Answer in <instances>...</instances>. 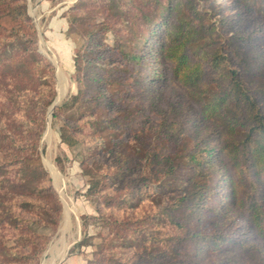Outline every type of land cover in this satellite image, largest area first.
Masks as SVG:
<instances>
[{
    "label": "rangeland",
    "instance_id": "rangeland-1",
    "mask_svg": "<svg viewBox=\"0 0 264 264\" xmlns=\"http://www.w3.org/2000/svg\"><path fill=\"white\" fill-rule=\"evenodd\" d=\"M156 1L27 0L28 14L38 33V50L55 67V106L62 105L76 93L73 52L78 47L82 51L85 43L84 30L74 22L72 8L86 2L87 9L79 10H83L80 15L87 29L100 33V23L105 20L110 28H103L107 31L103 37L104 43L112 48L116 38H119L124 49L130 50L141 43L140 36L147 32L148 27L142 17L145 16L151 24L157 23L159 9ZM182 1L185 3L182 18L192 20L194 27L200 30L199 36L194 34L187 37L190 41L186 42L184 49L189 50L192 58H202L210 51L221 52L228 58L229 69L239 71L242 82L264 113V0ZM61 18L67 23L62 24L63 27L58 24ZM50 21L52 23L49 24ZM132 29H138L140 36L134 34ZM155 38L144 44H150ZM61 40L68 43V48L59 45ZM106 60L110 67L118 64L119 68L121 65L119 77L131 74L137 86L133 88L134 98L119 106L120 124L117 130L111 132V136L105 132V140L101 138L95 143L99 146V152H96L95 146L89 150L83 144L68 147L60 143L58 127L63 119L68 116L75 119L79 115L66 110L57 121L52 122V113L50 121H47L51 106L48 108L39 152L42 165L61 203L62 215L56 230L39 231L48 236L39 264H86L103 254L127 264H264V237L250 232L248 223L239 215L232 214L224 222L219 219L218 215L224 208L220 195L215 192L217 196H205L202 202L204 207L197 208L194 215H190L189 209L196 202L180 200L190 192L191 181L198 171L193 163L188 162V153L203 147L202 138L206 135L212 145L215 133L221 126L199 123L201 129L194 127L197 102L191 96L192 91L170 74L169 61L154 64L156 70H150V77L145 80L141 68L122 64L120 54L119 63L115 54H106ZM202 64L204 78L217 84L218 80L212 78L215 75L204 58ZM59 88H62L61 96ZM166 124L171 125V131L178 134L177 138L166 137L165 128L162 127ZM48 129L49 137L45 139ZM108 146L112 147L111 151H108ZM148 148L171 160V174L163 176L162 169L166 166L159 168L151 164L144 168ZM90 151L94 156L91 160L86 159ZM97 157L100 158L96 164ZM57 159L60 165H57ZM46 161L50 162L59 178L53 177ZM103 166H119V192H122L119 202L123 204L119 207V214L114 212L110 217L118 218L119 231L125 233L124 229H131L132 225L136 227V222H132L140 215L145 223L140 221L139 230L149 239L146 250L132 247L133 239L130 236L129 239L115 237L117 230L107 227L98 214L93 198L86 195L91 176L85 171L94 175L97 168ZM228 169L235 181L237 196L246 197L248 182L245 174L238 167H233L230 159ZM140 173L148 177V185L137 193L132 188L142 184ZM153 174L159 179L150 180ZM218 192L222 193L220 187ZM65 211L68 214L66 227ZM212 212H216V217ZM191 233L207 237H213L215 233L233 242L247 241L251 247L237 249V246H222L219 251H213L211 244L206 247L197 242ZM3 235L9 245L16 239L15 231L9 227L4 228ZM83 239L88 243L78 246ZM254 243L259 250L252 248ZM174 249L178 252L173 254Z\"/></svg>",
    "mask_w": 264,
    "mask_h": 264
},
{
    "label": "trees",
    "instance_id": "trees-1",
    "mask_svg": "<svg viewBox=\"0 0 264 264\" xmlns=\"http://www.w3.org/2000/svg\"><path fill=\"white\" fill-rule=\"evenodd\" d=\"M156 5L159 9L157 23L151 24L143 16L147 32L140 36L138 29H132L140 36L141 43L130 50L124 49L119 38L112 48L104 43L107 31L103 28H110L105 20L100 23V33L87 29L80 15L87 9L86 2L72 8L74 22L84 30L85 43L82 51L78 47L73 52L76 93L62 105L54 106L52 122L60 119L66 110H72L79 117L63 119L58 127L60 143L68 147L83 144L89 150L95 146L99 152L95 143L101 138L105 140V132L111 136V132L117 130L119 106L134 98L133 88L137 84L132 75L119 77L122 66L119 64L118 68V64H114L110 67L106 54H115L118 63L120 54L123 65L141 68L145 80L150 77V70H156L154 64L169 61L170 74L192 91L191 96L197 102L194 127L201 129L199 123L221 126L212 145L206 135L202 138L204 146L188 153V162L193 163L198 171L191 181L190 192L180 200L196 202L189 209L190 215H194L197 208L204 207L203 198L209 194L217 196L216 192L224 207L219 219L224 222L232 214L239 215L248 223L250 232L264 237V113L242 82L239 71L229 69L228 58L221 52L216 50L202 55L215 75L212 78L218 81L215 84L204 78L202 58H192L189 50L184 49L186 42L190 41L187 37L200 35L192 20L182 18L185 3L182 0H157ZM37 35L36 26L28 14L27 0H0V264H39L48 243V236L39 231L56 230L62 215L61 203L39 152L48 108L56 97V77L55 67L38 50ZM152 38L155 39L150 44H144ZM170 126L162 125L166 137L177 138L178 134L171 131ZM111 150L112 147L108 146V151ZM147 151L144 168L151 164L159 168L166 166L162 169L163 176L172 173L171 160L151 152L150 148ZM93 157L91 151L87 152L86 159ZM99 158H96V164ZM229 159L232 166L238 167L247 178L246 197L237 196L235 181L228 173ZM56 163L61 164L59 159ZM97 170L94 175L85 171L91 176L86 195L93 198L107 227L117 230L115 237L129 239L130 236L132 247L146 250L149 239L139 230L140 221L145 223L140 215L132 222H136V227L132 225L131 229H124L125 233L119 231L118 218L110 217L114 212L119 214V207L123 204L119 202L122 195L119 192V166H103ZM139 176L142 184L132 188L137 193L148 185V177L143 173ZM158 179L156 174L150 178ZM218 187L222 193L218 192ZM212 214L216 217V212ZM5 227L16 233L11 245L3 235ZM191 235L206 247L211 244L213 251H219L222 246L251 247L247 241L233 242L215 233L213 237L199 233ZM87 243L83 239L78 246ZM252 248L259 250L256 243ZM177 252V249L173 250V254ZM86 264L127 263L103 254Z\"/></svg>",
    "mask_w": 264,
    "mask_h": 264
},
{
    "label": "bare ground",
    "instance_id": "bare-ground-1",
    "mask_svg": "<svg viewBox=\"0 0 264 264\" xmlns=\"http://www.w3.org/2000/svg\"><path fill=\"white\" fill-rule=\"evenodd\" d=\"M59 96H61V94H62V88H59ZM59 96H58V98H59ZM49 121H50V119H49ZM48 137H49V129H48V131L46 132V134H45V136H44V138L45 139H48ZM46 165L48 166V167H50L51 168V170H52V175H53V177L54 178H59L58 176V173L55 171V169L53 168V166L50 164V162H48V161H46ZM64 217H65V225H64V227H66L67 226V224H66V222L68 221V214H67V212L65 211V215H64Z\"/></svg>",
    "mask_w": 264,
    "mask_h": 264
},
{
    "label": "crops",
    "instance_id": "crops-1",
    "mask_svg": "<svg viewBox=\"0 0 264 264\" xmlns=\"http://www.w3.org/2000/svg\"><path fill=\"white\" fill-rule=\"evenodd\" d=\"M64 18H61V19H58L59 20V25L61 26V27H63V25H66L67 23H66V20L64 19ZM55 20H57V19H55ZM50 23H52V21H50L49 22V24ZM54 24H55V22H54ZM63 24V25H62ZM45 36V35H44ZM46 37V36H45ZM68 43H66L65 41H63V40H61V42L59 43V45L60 46H63V47H67L68 48V45H67ZM70 47V46H69ZM57 48V47H56ZM59 49V48H58Z\"/></svg>",
    "mask_w": 264,
    "mask_h": 264
},
{
    "label": "water",
    "instance_id": "water-1",
    "mask_svg": "<svg viewBox=\"0 0 264 264\" xmlns=\"http://www.w3.org/2000/svg\"><path fill=\"white\" fill-rule=\"evenodd\" d=\"M57 104V100L55 99L54 102L52 103L50 109H49V112H48V119L47 121H49L50 117H51V113H52V108ZM48 125V123H47Z\"/></svg>",
    "mask_w": 264,
    "mask_h": 264
}]
</instances>
